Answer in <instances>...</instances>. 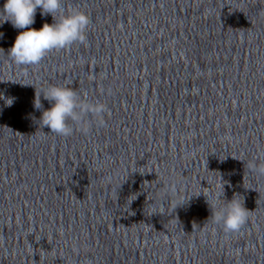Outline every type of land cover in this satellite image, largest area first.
<instances>
[{
    "label": "clouds",
    "instance_id": "obj_1",
    "mask_svg": "<svg viewBox=\"0 0 264 264\" xmlns=\"http://www.w3.org/2000/svg\"><path fill=\"white\" fill-rule=\"evenodd\" d=\"M42 16L51 15L53 23H44L39 30L32 28L37 9ZM0 20L11 22L22 31L15 38L7 56L17 66H37L53 51L70 49L73 45H85L87 33L92 23L89 14L79 8L68 10L64 0H5L0 8ZM49 101L51 107L44 110L40 118L42 127L50 133L67 138L74 132V125L86 133L90 127L89 117L94 118L97 126H103L107 106L100 101H87L69 85H49L39 95L36 93L34 106L42 107L40 96ZM11 105L12 100H7ZM258 177H264V163L255 160L246 165ZM224 189L214 198L211 194L207 202L211 209V222L222 229L226 236L238 234L249 221L250 212L239 196L230 201L221 199ZM223 201V203H220ZM209 220V219H208ZM207 220V221H208Z\"/></svg>",
    "mask_w": 264,
    "mask_h": 264
}]
</instances>
